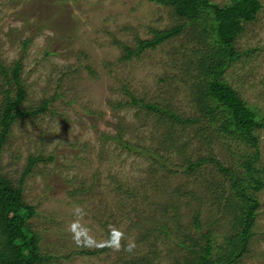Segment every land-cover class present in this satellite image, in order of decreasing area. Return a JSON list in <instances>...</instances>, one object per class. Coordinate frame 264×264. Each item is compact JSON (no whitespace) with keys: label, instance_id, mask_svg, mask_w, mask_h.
<instances>
[{"label":"rangeland","instance_id":"374dc122","mask_svg":"<svg viewBox=\"0 0 264 264\" xmlns=\"http://www.w3.org/2000/svg\"><path fill=\"white\" fill-rule=\"evenodd\" d=\"M260 1L262 9L237 37L241 55L225 77L264 113ZM171 9L150 0H0V62L10 70L21 61L22 108L47 102L46 110L11 124L0 152V173L15 185L30 158L40 156L22 181L24 201L35 208L29 223L40 233L42 252L50 256L35 264H126L131 258L143 259L142 264H176L186 253L178 238L186 239L198 208L203 230L215 227L220 241L229 231L230 215L217 211L209 188L214 182L229 189L230 174L210 160L193 171H174L172 165L215 155L224 166L236 168L248 146L218 133L207 120L172 127L157 113L128 104L130 93L168 105L184 117L199 115L191 103L186 66L192 49L200 46L199 27L186 26L179 35L122 59L123 44L134 48L137 38L152 36L151 28L177 24ZM7 80L0 69V108L5 90L12 97L16 92ZM119 133L147 150L128 149L109 137ZM258 135V165L264 166V127ZM162 157L168 159L166 166ZM257 193L250 249L237 264H264V187ZM171 200L180 203L179 216L163 211ZM76 206L86 210L82 223L97 241L107 240L112 225L135 242V249L125 251V241L119 251L77 247L68 231ZM159 219L169 222L171 234L152 229Z\"/></svg>","mask_w":264,"mask_h":264},{"label":"trees","instance_id":"16d2710c","mask_svg":"<svg viewBox=\"0 0 264 264\" xmlns=\"http://www.w3.org/2000/svg\"><path fill=\"white\" fill-rule=\"evenodd\" d=\"M150 1L171 7L172 14L178 22L164 29L151 28L152 36L137 38V46L134 48L123 44L122 59H130L145 48H153L179 35L186 26L199 27L197 41L200 46L192 49V56L187 59L186 64L187 74L191 79V85H189L191 103L199 115L184 117L168 105L161 106L158 103L146 102L129 92L131 101L128 104L139 105L157 113L164 123H169L172 127L177 124L194 125L207 120L209 126H215L218 133L226 135L225 137L234 142L248 146V150L242 152V158L236 168L224 166L222 160L215 155L198 161L186 160L184 166L172 165L175 167L174 171H177L178 167L193 171L205 161L210 160L217 164L221 172L230 174L229 189L224 188L223 184L214 182L209 188L212 190L211 199L217 206V211H224L230 215L231 227L223 241L219 240V235L214 231L215 227L203 230L205 223L201 218V209L198 208L192 214L190 226L193 228L191 227L190 231L186 229L189 231L184 237L186 239L178 238L179 244L183 246L186 253L182 257H177L175 262L176 264H237L240 257L250 249V238L254 234L253 225L260 201L257 191L264 187V176H262L264 166L258 165L261 157L258 130L264 127V113L259 106L247 102L240 95L225 77V73L241 55L236 48V43L237 37L244 30V24L256 18L263 3L260 0H228L225 4L212 0ZM24 43L26 45L27 41ZM0 69L7 77L8 84L16 86L13 97L9 89L5 90L4 102L0 108L1 152L11 124L20 116L38 114L46 110L47 102L34 108H22L25 87L21 80V61H16L10 70L0 62ZM170 135L172 136L171 133ZM109 137L116 139L128 149L147 150L123 140L122 133ZM171 138H169L170 142L173 141ZM39 159L40 156L30 158L29 165L23 172L18 185H15L8 176L0 173V264H35L50 258L42 252L40 233L31 228L29 218L33 216L35 208L24 201L22 190L25 175ZM161 160L166 166L168 159L162 157ZM125 191L134 194V190L125 189ZM176 191L183 194L180 189ZM170 209L174 211V215L179 216L180 203L171 200L165 205L163 211L167 212ZM164 216L167 219L172 218L166 213ZM152 229L172 233L166 219H159ZM94 251L99 249L91 250V252ZM142 260L131 258L126 260V264H142Z\"/></svg>","mask_w":264,"mask_h":264},{"label":"clouds","instance_id":"9594fccd","mask_svg":"<svg viewBox=\"0 0 264 264\" xmlns=\"http://www.w3.org/2000/svg\"><path fill=\"white\" fill-rule=\"evenodd\" d=\"M74 219L68 226V231L71 234L73 243L77 247H110L113 250H121V242L125 241L124 250L127 252H132L136 245L134 241L127 240L125 233L112 225H109V235L106 241L103 243L96 240V238L91 234V229L82 223L84 216L86 215V210L82 206H76Z\"/></svg>","mask_w":264,"mask_h":264}]
</instances>
